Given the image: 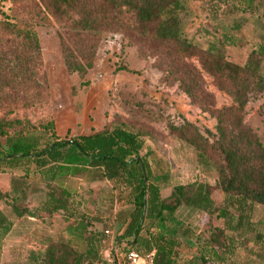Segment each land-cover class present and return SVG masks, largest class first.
Segmentation results:
<instances>
[{
    "label": "trees",
    "instance_id": "obj_1",
    "mask_svg": "<svg viewBox=\"0 0 264 264\" xmlns=\"http://www.w3.org/2000/svg\"><path fill=\"white\" fill-rule=\"evenodd\" d=\"M5 3L11 4L12 17L4 15ZM185 4L186 0H0V202L17 218L45 215L50 220L60 216L68 236L45 237L44 249L30 251L28 264L102 261L106 234L88 231L84 201L65 185L73 179L108 181L128 198L132 211L122 238L129 239L114 251L113 264H124L129 251L141 255L154 251L157 264H174L182 246L180 238L186 235L182 232L180 236L181 229L166 223L182 206L223 219V228L209 232L206 250L199 258L202 264H231L233 237L254 232L247 205L264 206V102L250 119L245 121V117L250 97L264 90V44L252 50L243 65L226 59L223 42L198 46L182 33L178 15ZM40 13H47L66 28L69 35L61 37L62 56L81 89L93 82L91 72L101 32L133 30L163 46L162 70L191 103L216 120L215 133L207 136L186 120L177 125L167 123L168 131L194 148L198 163H210L217 171L215 187L226 195V206L217 207L211 198L213 186L198 181L176 183L163 197L162 179L153 177L148 153L141 154L150 135L145 128L130 131L117 126L67 139L57 135L51 119L34 123L8 118L20 108L43 105L50 97L35 30ZM126 70L119 65L113 73ZM204 75L231 98L229 106L216 107ZM80 106L78 102L77 113ZM25 166H33L38 174L40 192H33L25 177L12 173ZM35 194L36 205L31 207L29 198ZM12 227L0 211V245ZM151 228L159 231L153 234ZM255 238L262 242L264 237L255 233ZM72 239L83 244L82 251L72 246Z\"/></svg>",
    "mask_w": 264,
    "mask_h": 264
},
{
    "label": "rangeland",
    "instance_id": "obj_2",
    "mask_svg": "<svg viewBox=\"0 0 264 264\" xmlns=\"http://www.w3.org/2000/svg\"><path fill=\"white\" fill-rule=\"evenodd\" d=\"M2 11L5 16L13 15L10 3L3 4ZM178 18L187 39L200 47L223 42L226 59L238 65H243L250 52L264 44L262 0H186L185 9ZM35 30L41 45L50 97L45 104L31 109L20 108L8 118H26L34 123L51 119L57 135L67 139L117 126L130 131L145 128L150 135L141 154L148 153L153 177L162 179L163 197L176 183L198 181L213 186L211 198L217 207L226 206V195L215 187L217 171L210 163H198L194 148L168 131L167 123L177 125L186 120L207 136V133H215L216 120L191 103L178 83L162 70L161 62L165 60L162 45L133 30L101 32L95 67L91 72L93 82L89 88L81 89L64 64L61 37L69 35L64 25L47 13H40ZM193 63L199 66L197 61ZM119 65L127 70L114 74ZM261 71L264 77V60ZM204 78L216 107L229 106L231 98L217 90L209 77L204 75ZM78 102L81 104L79 113ZM263 102L264 90L250 97L245 121ZM12 173L25 177L33 192L41 191L40 178L33 166H25ZM65 185L77 192L78 199L88 201L84 203V209L93 219L104 217L101 231L111 229L113 217L128 207L125 192L119 187L113 188L110 182L88 183L85 179H73ZM36 195L29 198L31 207L36 205L33 202ZM0 211L13 225L0 245V264H28L29 252L43 250L42 242L48 235L68 238L60 216L50 220L45 215L42 219L17 218L4 202H0ZM247 213L254 232L233 237L228 263L264 264V238L262 242L255 238V233L264 237V206L248 203ZM166 224L181 229L179 235L182 232L186 235L183 238L180 235L182 246L177 250L174 264H202L199 258L206 250L209 232L224 225L223 219L217 216L210 217L184 206ZM70 242L78 251L83 250L81 242L73 239ZM110 257L109 249L103 245L102 261L98 264H110L107 261Z\"/></svg>",
    "mask_w": 264,
    "mask_h": 264
},
{
    "label": "crops",
    "instance_id": "obj_3",
    "mask_svg": "<svg viewBox=\"0 0 264 264\" xmlns=\"http://www.w3.org/2000/svg\"><path fill=\"white\" fill-rule=\"evenodd\" d=\"M95 132H97V131H95ZM92 133H94V132H92ZM85 135H88V134H85ZM102 182H104V181H102ZM106 182H108V181H106ZM94 183H96V182H94ZM85 202L88 203V201H84V203ZM131 211H132V209H131V206H129V205H128L127 209L125 207L123 211H119V213H117L113 217V220H111L112 221L110 223L111 229H105L103 231H101V227L104 226V224H103L104 217L101 216V217H96L95 219H93V217L87 213V215H88L87 216V218H88V220H87L88 231H91L93 233H101V232L105 233V231H108V234L105 235V240L103 241V245L106 246L111 253V257H110L111 259L107 260L110 262V264H113V261L115 259L114 251L119 250L121 248V246L125 242H127L129 239V238H122V234H123L124 230L126 229L128 223L130 222ZM175 213H174L173 217L175 216ZM97 219H100V220L96 221ZM62 222L64 223V225L66 224V222H64V221H62ZM92 224H95V226L93 227ZM150 231L153 234H155L159 230L157 228H151ZM154 231H156V232H154Z\"/></svg>",
    "mask_w": 264,
    "mask_h": 264
},
{
    "label": "built area",
    "instance_id": "obj_4",
    "mask_svg": "<svg viewBox=\"0 0 264 264\" xmlns=\"http://www.w3.org/2000/svg\"><path fill=\"white\" fill-rule=\"evenodd\" d=\"M108 234V231H105ZM124 264H157L155 261V252L151 251L141 255L136 251H129L125 256Z\"/></svg>",
    "mask_w": 264,
    "mask_h": 264
}]
</instances>
